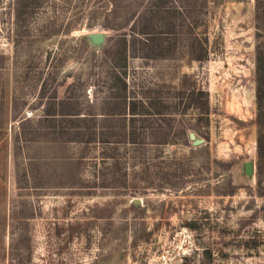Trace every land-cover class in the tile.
I'll list each match as a JSON object with an SVG mask.
<instances>
[{"label":"rangeland","instance_id":"1","mask_svg":"<svg viewBox=\"0 0 264 264\" xmlns=\"http://www.w3.org/2000/svg\"><path fill=\"white\" fill-rule=\"evenodd\" d=\"M255 1L0 0V264H264Z\"/></svg>","mask_w":264,"mask_h":264},{"label":"trees","instance_id":"2","mask_svg":"<svg viewBox=\"0 0 264 264\" xmlns=\"http://www.w3.org/2000/svg\"><path fill=\"white\" fill-rule=\"evenodd\" d=\"M23 4H25V3H23ZM259 4L263 5V7L261 9H258ZM255 5H256L255 6L256 13L261 12V18L264 19V0H256ZM20 6H22V3H20L18 5L19 8H20ZM107 26L108 27H114L113 24H108ZM139 31L145 32V31H143V29H140ZM262 56H264V55H261V57ZM263 78H264V62H263V65H261L259 62V65L257 66V73H256L257 83L260 80H262ZM257 92H259L258 85H257ZM117 97H121L120 102L122 101L124 104L126 103L125 102V94H123V95L120 94ZM192 98L195 99L196 97L193 96ZM61 102L62 101L60 100L57 103H59V105H60ZM108 102L109 101H107V103ZM131 109H132V107H131ZM45 113H46V115H48V117H50L49 120L51 123H48L45 125H40V128H42V129H39V130H37L36 127H33L32 129L27 131L28 133H27V136L24 137L25 139H28V140L31 139L32 140V139H37L40 137L44 138V136H45V138H54L53 135H48V133L51 132L52 130H56V131H60V135L64 136L67 139H70V140H79V141L80 140H83V141L89 140L88 139L89 137H87V139H82V137L84 136V134H86V132L88 131V128H90L89 127L90 123L87 122L86 119H90V117H92L93 114L89 113L87 115H78L79 113L77 111L70 112L69 109H64V108H60V107L58 109L52 108V109L46 111ZM45 113H44V115H45ZM262 114L264 115V111L262 112ZM258 116L259 115H257V118H258ZM56 121H58V123H56ZM90 126H93V124L91 123ZM47 127H51L53 129L48 131ZM256 149H257V162L259 164L260 161L264 157V149L261 146L259 138H257ZM230 192L231 191H227L225 193H230ZM260 193L264 194V185H263ZM130 205L131 206H138V205H133L132 203H130Z\"/></svg>","mask_w":264,"mask_h":264},{"label":"water","instance_id":"3","mask_svg":"<svg viewBox=\"0 0 264 264\" xmlns=\"http://www.w3.org/2000/svg\"><path fill=\"white\" fill-rule=\"evenodd\" d=\"M87 38L89 39L90 42L98 44L101 43L104 39V33L101 30H93V31H89L87 34ZM189 137L192 138V143H198L199 141H201V138H193V133L189 132L188 133ZM252 170V162L251 160H246L244 162V172L246 174H250ZM133 202H137L138 198H133L132 199Z\"/></svg>","mask_w":264,"mask_h":264}]
</instances>
